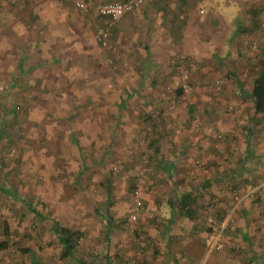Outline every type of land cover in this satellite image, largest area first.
<instances>
[{"label": "crops", "instance_id": "obj_1", "mask_svg": "<svg viewBox=\"0 0 264 264\" xmlns=\"http://www.w3.org/2000/svg\"><path fill=\"white\" fill-rule=\"evenodd\" d=\"M241 1V17L231 27L209 11L212 0H143L115 20L107 47H101V21L64 0H27L20 14L19 3L0 0V140L11 128L10 98L26 104L27 120L16 124L19 135L25 134L23 122L30 126L39 119L38 104L53 97L54 111L64 108L65 119L77 110H65L64 104H95L91 132L128 135L129 141L143 135L144 149L158 157L149 159L145 171L161 200L145 215L143 231L150 240L116 243L111 257L95 262L72 255L53 264H242L250 257L264 262V117L253 114L249 95L264 56L253 59L235 43L229 49L223 38L236 39L238 23L257 22L264 0ZM180 62L189 72L190 96L176 92ZM50 110L47 106L45 113ZM131 141L121 140L122 149L138 148ZM4 146L0 143V182L8 174ZM238 187L254 192L234 210L233 228L225 227L221 240L222 253L236 245L242 256H219V249L203 245L207 228L201 217L216 200L221 220L232 202L229 192ZM184 193L195 197L192 218L176 204ZM0 198L15 199L17 193L0 186ZM133 242L144 243V251ZM44 263L50 264L34 255L29 260Z\"/></svg>", "mask_w": 264, "mask_h": 264}, {"label": "rangeland", "instance_id": "obj_2", "mask_svg": "<svg viewBox=\"0 0 264 264\" xmlns=\"http://www.w3.org/2000/svg\"><path fill=\"white\" fill-rule=\"evenodd\" d=\"M212 3L208 2L209 11L221 16L228 26L232 27L241 17L238 15L241 0H212ZM22 5H19V14L24 11L26 3ZM237 25L240 32L236 39L227 40L223 37L225 33H221L225 45L229 49L235 44L244 46L250 54H254L253 59L261 58L262 52L264 56V15L257 22ZM253 45L255 50L251 49ZM109 59H105V64ZM52 100L53 97L49 102L44 99L42 104H38L42 108L39 119H34V124L30 126L29 121L23 122L25 134L17 135L16 124L27 120L26 104L15 102V96L9 99L12 113L9 114L8 124L11 128L0 140L6 148L3 164L8 174L0 186L16 192L17 198H0V241L7 242V247L0 251V264H29L31 255L53 264L60 248L52 229L53 220L82 232L73 255L94 262L104 254L111 257L116 243L133 239L150 240L143 231L145 215L152 213L161 200L155 199V193L151 191L152 183L145 179V171L151 165L146 160L149 151L144 149L145 137L138 135L131 138L132 145L138 148L123 150V143L130 142L127 134L120 139L112 132L103 136L91 132L93 122L90 117L96 112L95 104L81 103L80 111L65 119L61 116L64 108L55 112ZM47 106H52L53 110L45 113ZM110 123V120L106 121V124ZM82 128L89 133L82 134ZM17 162L18 174L14 165ZM11 167L14 172H11ZM103 177L112 182L109 196H106V188L101 184ZM136 200L140 204L135 210V218L130 220L129 214ZM32 210L41 216L33 214ZM108 211L113 218V226L106 232L104 214ZM5 224L7 233L3 229ZM144 245L142 243L139 247L135 244V248L141 253ZM233 246L227 247L224 253L221 247L219 256L231 254L240 258L242 248Z\"/></svg>", "mask_w": 264, "mask_h": 264}, {"label": "built area", "instance_id": "obj_3", "mask_svg": "<svg viewBox=\"0 0 264 264\" xmlns=\"http://www.w3.org/2000/svg\"><path fill=\"white\" fill-rule=\"evenodd\" d=\"M11 3H19L22 5L25 0H6ZM70 3L75 9L89 14L95 15L101 21V28L97 34L98 43L101 47H107L108 36L110 28L113 26L115 20L123 15L132 12L137 9L143 0H106L94 2L91 0H64ZM251 49L255 50L256 46H252ZM177 88L181 94L188 96L192 92L191 84L189 83V73L186 65L180 62L178 65V78ZM18 108L17 106L15 107ZM264 186V179L261 183ZM254 190H245L244 188H234L229 192L231 198V205L225 209L223 218L218 220L216 218V200L210 202L207 206L208 213L204 218V224L207 228L206 234L203 238V245L208 250H218L222 247V232L225 227L229 229L233 228L232 216L233 212L242 203V201L249 197ZM140 202L135 201L134 209L129 214V219L133 220L136 216L135 210L139 207Z\"/></svg>", "mask_w": 264, "mask_h": 264}, {"label": "trees", "instance_id": "obj_4", "mask_svg": "<svg viewBox=\"0 0 264 264\" xmlns=\"http://www.w3.org/2000/svg\"><path fill=\"white\" fill-rule=\"evenodd\" d=\"M27 0H25L24 2H26ZM23 2V3H24ZM9 5L13 6L16 5V3H11L8 2ZM77 10V9H76ZM177 93H180V90L176 89ZM249 95L251 98V103H252V111L254 115H260L264 117V66L261 67L256 74L254 75V77H252L251 80V86H250V90H249ZM78 101V100H77ZM74 102V101H73ZM83 102H75V103H68V104H64L63 106H65V109L69 111L73 112V110H77L78 112L80 111V105ZM71 104V105H70ZM74 104H76V108H74L75 106H73ZM78 105V106H77ZM68 107V108H66ZM77 111L70 113L68 115V119L72 118V116L74 114H77ZM158 158L157 156H155V153L152 151H149L148 155H147V161H149V159H155ZM111 181H108L107 178H104L103 181L101 182V184L103 186H105L106 188V196H109V194L111 193ZM177 198V196H175ZM251 198H253V196H251ZM176 204L178 209H180L183 214L188 217V218H192V215L194 213V210L192 207V205H194V201H195V197L194 195H192L191 193H184V194H180V196L178 197V199L176 200ZM169 202H172V200H169ZM33 212V211H32ZM105 213V212H104ZM204 216L201 217V221L204 220ZM104 219L106 222V228L105 231L108 232L110 227L113 226V218L112 216L109 214V211L107 213L104 214ZM53 225H52V229L54 231V234L56 235L57 241L60 244V248L58 250V257L61 259H66L70 256H72L74 254V249L82 235V232L80 230L77 229H71L68 228L66 226H62L59 223H57L56 221H52ZM205 226V224H204ZM4 232L7 233L8 227L5 224L4 225ZM7 247V242L4 241H0V250H3ZM233 249H231L232 251ZM260 255V254H259ZM254 257H250V259L248 260H244L242 264H256V262H258L259 264H264V262H259L257 259Z\"/></svg>", "mask_w": 264, "mask_h": 264}]
</instances>
